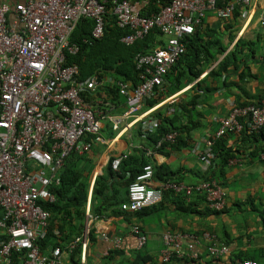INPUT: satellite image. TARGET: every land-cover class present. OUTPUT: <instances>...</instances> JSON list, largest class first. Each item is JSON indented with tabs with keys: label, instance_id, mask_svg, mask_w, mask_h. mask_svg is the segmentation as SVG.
<instances>
[{
	"label": "built area",
	"instance_id": "2783aa9c",
	"mask_svg": "<svg viewBox=\"0 0 264 264\" xmlns=\"http://www.w3.org/2000/svg\"><path fill=\"white\" fill-rule=\"evenodd\" d=\"M111 3V13L116 25L132 31L122 38L130 45L156 28L168 38L167 46L152 54L137 56V69L141 83L134 89L120 85V94L127 105L125 118H133L131 124L140 122L149 114L139 113L146 98L162 89L164 76L186 51L185 39L200 25L208 11H215L222 19L232 16L235 5L247 7L250 0H171L158 12L141 15L148 4L146 0H24L13 7L0 5V264H9L13 255L24 264H63V257L80 242V264H84L87 252V237L71 242L68 250L55 247L50 256L42 255L38 241L47 233L49 213L39 204V199L54 201L47 192L50 184L59 182L58 176L65 160L72 154L89 152L94 144L101 143V119L99 110H93L82 98L83 92H95L102 86L97 77L85 83L77 80L78 68L66 66V55L78 52V45L69 38L81 18L94 22L92 37L103 35L106 5ZM10 16L13 18L11 19ZM264 29V14L260 18ZM155 122H143V129L152 130ZM117 128V126L115 127ZM264 133V100L257 106L234 108L226 118L220 120L215 137L227 132ZM91 136L92 141L87 140ZM176 134H168L164 141L171 142ZM211 139L204 140V149L198 151L199 159L212 158ZM198 150V148H197ZM38 156V158L36 157ZM203 156V157H202ZM128 157L120 154L111 159L113 172ZM264 159V154H262ZM34 159L44 167L30 170L28 159ZM153 167H143L127 188L128 201L121 210L138 212L158 205L163 190L184 194L204 192L209 207L222 210L225 196L216 183L186 185L167 181L152 185ZM87 218L89 205L86 208ZM137 237L141 249L146 236L139 226L130 229ZM204 237H208L207 234ZM189 239L184 243V239ZM106 239V238H105ZM196 236L166 233L163 236L162 261L172 255L186 254L192 264L198 262ZM120 247V238L112 239V248ZM109 250L103 252L108 255ZM213 258H223L225 247H209ZM237 264H258L244 260Z\"/></svg>",
	"mask_w": 264,
	"mask_h": 264
},
{
	"label": "crops",
	"instance_id": "0c3cea01",
	"mask_svg": "<svg viewBox=\"0 0 264 264\" xmlns=\"http://www.w3.org/2000/svg\"><path fill=\"white\" fill-rule=\"evenodd\" d=\"M22 2L24 0H0V5L13 7ZM157 4L159 6L158 2ZM147 6L148 4L142 12ZM235 8L228 19L219 18L215 11H208L199 26L201 29L199 37L202 39L200 44L205 45L206 49H203L208 52L199 56L200 63H195V70H202L201 73L190 83H185L180 90L170 94L161 104L151 109H144L142 106L140 110L142 114L149 111L151 114L163 104L178 101L181 97L187 100L189 96H198L197 111L200 115L194 119L195 124L198 123V128L191 132L193 145H189L188 139V145L180 146L178 149L166 146L158 150L146 143L144 147L143 140L133 135L138 122L131 124L133 118L123 116L126 105L120 104L118 107L111 105L107 115L101 120L102 142L94 144L86 154H77L78 159L75 161V169L81 172L83 181L88 184L87 205L90 202L95 178L102 176L104 181L109 179L107 175L111 159L120 154L129 156L136 150H142L144 160L161 175L186 185L198 183L201 174L207 170L203 169L204 163L199 160L198 151L204 149V140L215 134L220 119L227 116L235 106L258 104L262 100L264 29L260 24V18L264 14V0H250L249 6L235 5ZM220 46L225 47L222 53H218ZM192 51L184 56L178 70L188 68L189 64L194 65ZM233 52L236 53V67L229 63L226 71L219 74L218 64ZM215 71L217 74H210ZM92 77L95 76L89 79ZM103 81L102 84L105 85ZM164 85L168 91L170 87L168 80H165ZM89 139L91 140L90 137ZM240 139V136H234L228 140L227 145L233 149L235 156L219 174V182L227 194V208L224 213L218 215L211 213L199 195H193L189 199L193 201L189 211L181 210L180 207L179 209L173 198L169 197L164 198L159 205L138 214L122 212L117 206L105 210L101 217L91 215L89 219L85 211L82 236L87 235L89 228L92 227L96 243L87 249L84 264H104L103 252L111 250L112 239L115 237L120 238L118 249L122 255L119 256L121 259H114L109 264H120L119 260L135 258L139 264H165L162 262L161 252L164 249L163 236L166 233L199 236L201 239L204 238L203 234L212 232L216 235H214L216 243L229 241L228 247L232 255H240L243 259L264 264V160L261 157L264 139H251L244 141L243 144ZM37 162L32 158L28 159V168L37 170L44 167ZM121 182L122 180L117 177L109 179L107 183L110 190L112 187L114 192L117 190L114 202H125L127 199L126 189L119 185ZM159 184L160 181L154 177L152 185ZM95 203L96 206L101 204L100 201ZM134 225L139 226L146 236V243L141 249L137 246L136 235L130 232ZM188 241V238L184 239L185 244ZM204 245L205 242L196 246L197 252L202 253L203 257L205 252L201 249ZM15 259L18 260L17 264H24V261L15 255L9 264H13ZM66 260L65 254L63 263H66Z\"/></svg>",
	"mask_w": 264,
	"mask_h": 264
},
{
	"label": "trees",
	"instance_id": "16d2710c",
	"mask_svg": "<svg viewBox=\"0 0 264 264\" xmlns=\"http://www.w3.org/2000/svg\"><path fill=\"white\" fill-rule=\"evenodd\" d=\"M148 3L145 11L141 12V15L158 12L161 6H165L171 2V0H146ZM159 3V6L157 4ZM107 14L104 19L103 35L99 39L92 37V30L94 22L91 19L81 18L74 31L70 36V42L78 45V52L74 55H66L65 65L76 66L78 68L77 80L80 83H85L91 76L97 77L103 83L101 87L97 88L95 92L89 91L82 93V98L86 104L91 106L93 110H99L103 118L107 115V112L111 105L116 107L120 104L126 105L125 98L120 94V85H126L128 89H134L141 83L140 72L141 69H137V56L152 54L156 50L162 49L167 46L168 38L164 36L160 30L153 28L149 33L142 39L135 41L130 45L124 44L121 40L128 34H131L128 28L121 29L116 25L115 18L111 13L112 5L108 3L106 5ZM236 9V8H235ZM202 24V23H201ZM200 24V25H201ZM200 25L194 27V32L191 36L187 37L184 41L186 51L180 56L179 60L169 69L164 76V82L162 89H159L144 100L142 106L144 109H151L156 105L161 104L165 99L172 93L180 90L185 83H190L201 73L202 70H195V63H200L198 58L200 55H206L208 52L204 50L205 45L200 44ZM219 43V42H218ZM221 47V46H220ZM154 49V50H152ZM157 49V50H158ZM206 49V48H205ZM193 50V51H192ZM225 47H221L218 53H222ZM236 50V49H235ZM189 51L193 52V64H189L188 68L178 70V65L182 62L184 56ZM213 58V56H211ZM236 53H231L224 57V59L218 64L217 72L222 74L226 71L228 64L236 67ZM208 59V57L206 58ZM177 72V73H176ZM217 72H211L210 74H217ZM165 80H168L170 84L169 90H165ZM182 98V99H181ZM179 98L178 101L168 102L158 107L154 112L148 114L144 120L138 122V126L134 129L133 135L142 139L143 145L149 144L158 150L166 146L172 148H179L180 146H187L188 139L189 145L194 143L191 136V132L198 128V123L195 124L194 119H197L200 114L197 111V102L199 97L196 95L189 96L187 100L183 97ZM264 100V97L258 104H251L252 106L259 105ZM247 104H240L233 107L240 108L244 106H251ZM141 106V107H142ZM127 108V105H126ZM141 110V109H140ZM229 112V113H230ZM140 113V111H139ZM228 113V114H229ZM227 114V116H228ZM225 116L224 118H226ZM222 118V119H224ZM220 119V120H222ZM102 120V119H101ZM155 122L156 126L152 130L143 129V122ZM197 122V121H196ZM220 122V121H219ZM219 128V127H218ZM217 131V130H216ZM175 133V138L171 141H164V137L168 134ZM234 136H240V140L243 144L244 141L255 140L257 138L264 139L263 131L260 132H249L246 128L241 132H227L222 137L216 138L215 134L210 137L213 141L211 147L212 158H207V170L204 174H201L200 181L196 184L201 183H216L224 193L225 206L222 210L216 211L209 207L206 201V195L204 192L193 193V195H199L200 198L206 203V208L213 214L218 215L225 212L227 208V194L222 188L219 182V174L224 171V167L227 166L231 158L235 156V152L229 147L228 140ZM91 138V140L89 139ZM87 137V140L92 141V137ZM146 143V144H145ZM193 145V144H192ZM264 154V148L262 151ZM261 154V156H262ZM203 157V156H202ZM78 159L77 153H72L64 163L63 168L59 172V182L53 183L47 187V192L53 195L54 201L49 202L47 199H39L38 204L49 213L47 233L44 239L38 241L39 249L42 255L49 256L55 247H60L63 251L68 250L71 242L80 239L83 235L84 222L86 219L85 211L87 206L88 198V184L83 181L81 172L75 169V161ZM202 163L204 159H199ZM264 160V159H263ZM111 162V161H110ZM108 166V177L109 179L119 178L122 182L119 184L122 188L126 189L131 182H133L136 176L141 173L142 169L148 164V161L144 160V154L142 150L133 151L125 160H123L119 166V173L113 172L110 166ZM152 166V165H151ZM219 169V172H217ZM157 178L160 184H163L170 179L161 175L160 172L154 171L153 168V179ZM104 181L102 176H97L94 180V184L91 191V197L89 202V213L92 216L101 217L104 215V211L108 208L119 207L125 202H114L117 197V190L114 192V188L110 190L109 182ZM174 181V180H171ZM175 182H179L175 180ZM182 183V182H181ZM173 198V202L181 210H187L192 207L193 201L189 200L184 194L175 193L171 190H163V197ZM97 201L101 204L95 205ZM160 202V203H161ZM159 203V204H160ZM158 204V205H159ZM157 206V205H156ZM152 207L144 208L138 212H129L132 214H138ZM179 208V209H180ZM122 211V210H121ZM126 212V211H122ZM140 228V227H139ZM215 233H207L208 237L199 238L196 236L200 243L205 242L203 250L205 256L202 253H198V262L202 264H237L243 259V256L232 255L229 251V241L223 240L220 244L215 241ZM87 249L94 246L96 243V237L93 228H89L87 232ZM197 245V246H198ZM225 247L228 254L223 258L215 259L209 253V247ZM197 251V250H196ZM81 246L80 242L67 254L66 263L63 264H80ZM122 255V252L118 248H113L108 251L107 256H103L104 264H109L112 260L118 259ZM16 258V257H15ZM20 258V257H19ZM20 262V261H19ZM120 264H139L136 260H119ZM163 262V261H162ZM18 260H14L13 264H17ZM165 264H192L193 261L188 259L186 254L182 257H176L174 255L168 261H164Z\"/></svg>",
	"mask_w": 264,
	"mask_h": 264
}]
</instances>
